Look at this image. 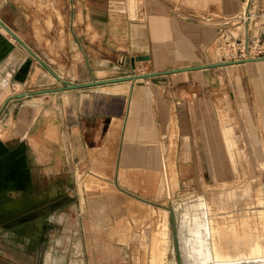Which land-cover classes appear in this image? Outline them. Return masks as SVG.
Masks as SVG:
<instances>
[{
  "label": "crops",
  "instance_id": "0c3cea01",
  "mask_svg": "<svg viewBox=\"0 0 264 264\" xmlns=\"http://www.w3.org/2000/svg\"><path fill=\"white\" fill-rule=\"evenodd\" d=\"M70 1L74 10L66 20L71 25L61 35L58 28L32 26L23 0H0V19L56 74L74 83L216 63L221 35L243 32L248 26L264 32V0ZM245 11L251 13L249 24L241 19ZM140 57L148 60H137ZM135 61L149 64L144 69L156 68L138 72L129 67ZM122 64L124 68L119 67ZM117 72L120 75H113ZM56 82L0 27V264H12L4 254L6 240L20 250L16 245L20 233L6 236V227L15 231L20 226L22 210L36 206L29 201L33 195L53 188L67 193L83 172L136 196L139 191L130 179L158 172L170 156L172 142L178 161L193 160L197 139L207 130L206 119L221 104L236 129H264V61L27 95L7 102L15 94L60 87ZM45 222L56 226L57 232L28 237L29 242L42 243L35 250V261L42 257L46 242L79 237L59 233L68 225L66 219ZM57 247L50 253L60 251V257H68L65 264H76L68 248ZM13 262L22 264L17 259Z\"/></svg>",
  "mask_w": 264,
  "mask_h": 264
},
{
  "label": "rangeland",
  "instance_id": "374dc122",
  "mask_svg": "<svg viewBox=\"0 0 264 264\" xmlns=\"http://www.w3.org/2000/svg\"><path fill=\"white\" fill-rule=\"evenodd\" d=\"M23 1L29 6L35 28L46 26L49 31L58 28L61 35L71 25L66 20L71 15V1ZM78 19H82L80 10ZM59 39L64 48L61 36ZM144 64L147 63L135 61L129 67L138 72L156 68L144 69ZM217 109L206 119L207 130L201 131L197 139L199 145L192 161H178L180 156L171 140L170 156L159 165L158 172L149 171L148 177L130 179V185L139 191L136 193L139 198L117 189L107 179L83 172L74 178L75 188L67 193L53 188L50 193L33 195L29 201L36 202V208L22 210L20 226L15 231L6 227V236L12 237L15 232L21 238L20 244L15 243L20 250L12 246L10 239L6 240L4 254L11 261L6 260L12 264H16L15 259L22 264L57 261L65 264L68 257H60V251L50 253L58 244V250L69 249L70 256L73 255L70 260L74 259L76 264H179L178 251L182 264H192L188 243L190 222L185 214L191 202L200 200L206 203L208 221L210 217L216 229L224 231V247L232 255L236 256L237 246L243 247L249 240L264 243V129H236L231 116L224 112V104ZM195 212L200 211L189 214L203 216ZM56 217L66 219L68 224L61 227L60 234L79 237L63 243L46 242L42 257L35 261V250L42 243L27 239L36 234L56 233L57 227L45 222ZM50 254L58 258L52 259Z\"/></svg>",
  "mask_w": 264,
  "mask_h": 264
},
{
  "label": "bare ground",
  "instance_id": "6f19581e",
  "mask_svg": "<svg viewBox=\"0 0 264 264\" xmlns=\"http://www.w3.org/2000/svg\"><path fill=\"white\" fill-rule=\"evenodd\" d=\"M187 211L185 216L189 217L190 222L188 243L192 264H246L248 261L249 264H264V243L249 240L243 247L235 248L238 251L236 256L224 247V231H218L210 217L208 221L205 201L191 202ZM190 211H200L195 213H202L203 216L200 217L195 213H193L195 215H190Z\"/></svg>",
  "mask_w": 264,
  "mask_h": 264
},
{
  "label": "water",
  "instance_id": "95a60500",
  "mask_svg": "<svg viewBox=\"0 0 264 264\" xmlns=\"http://www.w3.org/2000/svg\"><path fill=\"white\" fill-rule=\"evenodd\" d=\"M0 26L14 39L17 41L26 51H28L38 62H40L53 76L54 78L60 82V87H52L49 89L29 92V93H19L12 95L8 100L17 98L20 99L27 95H38V94H50L57 91L62 90H71V89H80V88H86V87H92V86H100V85H106V84H113V83H120V82H127V81H136L139 79H146L154 76H160V75H168L173 73H182V72H188V71H194V70H202V69H209V68H217V67H224V66H230L235 64H241V63H247V62H260L264 61V56L257 57V58H249V59H243V60H236V61H222V62H216V63H209L206 65H197V66H190V67H184V68H174L169 69L165 71H158V72H152V73H142V74H133V75H125L120 77H114V78H108V79H101V80H91L87 82H81V83H74L68 80L62 79L58 74H56L24 41H22L1 19H0ZM137 60H148V57H140ZM3 109V107H2ZM1 109V111H2ZM177 238V236H175ZM178 259L179 264H182L180 261V254L178 251ZM249 262V261H248ZM246 264H249V263ZM214 264V263H213ZM219 264V263H215Z\"/></svg>",
  "mask_w": 264,
  "mask_h": 264
},
{
  "label": "built area",
  "instance_id": "2783aa9c",
  "mask_svg": "<svg viewBox=\"0 0 264 264\" xmlns=\"http://www.w3.org/2000/svg\"><path fill=\"white\" fill-rule=\"evenodd\" d=\"M71 3V9H74L73 1ZM250 18V11H245L241 19L245 24H249ZM216 55L218 62L262 57L264 56V32L251 31L248 26L243 32L221 35Z\"/></svg>",
  "mask_w": 264,
  "mask_h": 264
}]
</instances>
